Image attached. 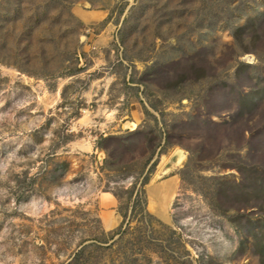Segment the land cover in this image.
Here are the masks:
<instances>
[{
    "label": "rangeland",
    "instance_id": "rangeland-1",
    "mask_svg": "<svg viewBox=\"0 0 264 264\" xmlns=\"http://www.w3.org/2000/svg\"><path fill=\"white\" fill-rule=\"evenodd\" d=\"M0 264H264V0H0Z\"/></svg>",
    "mask_w": 264,
    "mask_h": 264
},
{
    "label": "bare ground",
    "instance_id": "bare-ground-1",
    "mask_svg": "<svg viewBox=\"0 0 264 264\" xmlns=\"http://www.w3.org/2000/svg\"><path fill=\"white\" fill-rule=\"evenodd\" d=\"M77 13H78L79 17L81 18V20L86 24H92V23L98 22L102 18L100 16V14H98V13L87 12V11H78ZM86 115H89V113L87 112ZM88 123L89 122L87 121V118L80 121L81 125H87ZM130 127L132 128V130H136L138 128V125L136 123H132L130 125ZM77 146L83 152L91 153V151H92V146L90 143L81 142ZM185 159L186 158L184 156V153L181 151L175 152V154L173 156V161L177 164H182L185 161ZM166 192L169 193L170 198H173L175 195L174 190H169L168 188H166ZM157 194H161V191H159V193L158 192L155 193V195H157ZM102 198H103V203L105 205H108V206H110L111 204H113L116 201L115 198L109 193H103ZM105 224L107 225L108 228L113 227V223L110 222L109 219L105 218Z\"/></svg>",
    "mask_w": 264,
    "mask_h": 264
},
{
    "label": "trees",
    "instance_id": "trees-1",
    "mask_svg": "<svg viewBox=\"0 0 264 264\" xmlns=\"http://www.w3.org/2000/svg\"><path fill=\"white\" fill-rule=\"evenodd\" d=\"M135 217V213H133L132 214V219ZM127 219V218H126ZM121 233V231H119V232H116L114 235H117V234H120Z\"/></svg>",
    "mask_w": 264,
    "mask_h": 264
}]
</instances>
